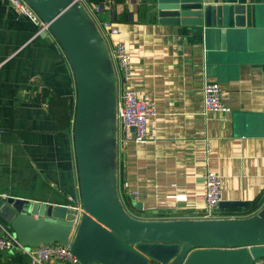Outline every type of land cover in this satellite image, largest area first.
I'll return each mask as SVG.
<instances>
[{
    "label": "crops",
    "instance_id": "crops-1",
    "mask_svg": "<svg viewBox=\"0 0 264 264\" xmlns=\"http://www.w3.org/2000/svg\"><path fill=\"white\" fill-rule=\"evenodd\" d=\"M54 1L68 6L90 54L99 171L111 204L155 225L206 220L205 174L211 169L222 176L223 201L247 204L219 207L220 218L213 220L258 217L264 211V53L233 58L234 43L222 54L216 42L211 54L228 60H214L191 32L160 25L150 0ZM208 1L264 9V0ZM96 6L104 7L95 13ZM103 22L119 28L120 38L109 36ZM119 39L132 56V88L158 113L148 120L151 138L143 145L124 140L118 119L123 89L113 50ZM207 81L220 84L230 113L205 111ZM78 103L77 75L63 40L0 0V198L70 210V198L82 203ZM15 254L2 255L0 263Z\"/></svg>",
    "mask_w": 264,
    "mask_h": 264
},
{
    "label": "water",
    "instance_id": "water-1",
    "mask_svg": "<svg viewBox=\"0 0 264 264\" xmlns=\"http://www.w3.org/2000/svg\"><path fill=\"white\" fill-rule=\"evenodd\" d=\"M65 43L78 81L75 126L83 213L66 205L0 198V224L11 229L17 245L38 248L70 246L74 264H258L264 262V221L200 220L158 225L139 222L115 208L100 177L95 137V78L90 54L68 18V6L54 0H26ZM160 25L191 32L214 60L234 43L236 55L264 53V9L208 0H150ZM217 42V43H216ZM241 46L243 48H241ZM240 50H239V49ZM246 50V51H244ZM232 58V59H233ZM250 59V57H246ZM134 132L135 129L133 128ZM242 201H222L220 208L237 210ZM257 219V218H256Z\"/></svg>",
    "mask_w": 264,
    "mask_h": 264
},
{
    "label": "built area",
    "instance_id": "built-area-1",
    "mask_svg": "<svg viewBox=\"0 0 264 264\" xmlns=\"http://www.w3.org/2000/svg\"><path fill=\"white\" fill-rule=\"evenodd\" d=\"M20 14L27 16L40 31L50 30V24L45 22L26 0H6ZM104 6H96L93 11L100 12ZM102 27L109 36L120 38V29L110 22H103ZM113 57L118 64L120 80L122 84V100L119 103L118 119L124 126V140L143 145L149 142L151 136L148 130L149 118L158 115L154 104L141 99L132 88L133 66L132 56L127 50L126 44L119 39L113 50ZM204 104L207 113L228 114L231 108L223 101V90L218 82L207 81L204 85ZM135 129L133 132L132 129ZM209 152V150H208ZM73 212L82 213L81 202L70 198ZM223 201L222 176L214 170H207L205 174V202L206 213L203 219L213 220L220 216L216 214ZM19 253L30 258L29 264H74L77 263L76 256L71 252L70 246L59 243L43 244L38 248H28L17 245V239L11 229L0 224V257L8 253Z\"/></svg>",
    "mask_w": 264,
    "mask_h": 264
},
{
    "label": "trees",
    "instance_id": "trees-1",
    "mask_svg": "<svg viewBox=\"0 0 264 264\" xmlns=\"http://www.w3.org/2000/svg\"><path fill=\"white\" fill-rule=\"evenodd\" d=\"M104 2L105 0H95V3L97 4H103ZM114 2L119 3V2H124V0H114ZM258 203L257 205H255L256 208L260 206L261 202L259 201ZM29 263H30V258L19 255V254H15L10 260L6 261L5 263H0V264H29ZM153 264H158V263H153Z\"/></svg>",
    "mask_w": 264,
    "mask_h": 264
},
{
    "label": "rangeland",
    "instance_id": "rangeland-1",
    "mask_svg": "<svg viewBox=\"0 0 264 264\" xmlns=\"http://www.w3.org/2000/svg\"><path fill=\"white\" fill-rule=\"evenodd\" d=\"M256 218H252L250 220H252L253 222L255 221L254 223L262 222L264 220V211L261 214H259L258 217ZM245 225H251V222L247 220V221L238 223V226H245Z\"/></svg>",
    "mask_w": 264,
    "mask_h": 264
}]
</instances>
